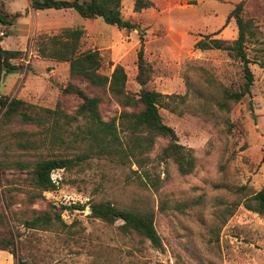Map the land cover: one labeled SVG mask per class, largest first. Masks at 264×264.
<instances>
[{
  "label": "rangeland",
  "instance_id": "obj_1",
  "mask_svg": "<svg viewBox=\"0 0 264 264\" xmlns=\"http://www.w3.org/2000/svg\"><path fill=\"white\" fill-rule=\"evenodd\" d=\"M238 1L154 0L153 7L134 12L133 0H121V16L136 24L127 30L100 17L84 18L73 9L33 10L30 0H0L7 12L19 13L12 24H0V47L21 51L10 59L18 69L0 70V95L49 108L59 101L69 116L53 129H47L51 123L42 130L35 125L9 126L11 131L30 132L42 144L33 155L15 149L8 158L86 155L72 169L53 170L56 189L43 191L33 203L27 197L30 186L24 172L11 166L0 171V213L8 217L0 226V237L7 230L14 236L12 251L0 250V264H18V258L37 264H264V214L242 203L234 206L264 186V0L244 3L243 15L252 18L256 28L255 37L246 43L254 80L251 94L229 112L219 110L214 99L223 87H238L241 63L227 51L193 47L199 35L218 29L215 37L236 36L233 19L223 24ZM174 3L181 10L170 16L168 8ZM62 27H81V49L99 50L105 74L120 63L126 88L133 92L139 88L134 77L142 33L152 69L147 87L172 95L163 99L166 104L159 113L174 128L178 142L191 150V173L180 174L173 159L162 156L168 142L164 137H157L148 151L118 155L110 142L99 138L103 134L93 139L89 121L74 118L77 97L61 94L69 81L68 63L42 58L34 45L39 34ZM207 78L213 80L212 87ZM100 110L103 120L117 117L121 146L128 152L131 141L118 118L121 107L106 99ZM100 200L130 209L152 208L162 248L123 230L121 220L107 223L90 216L89 203ZM72 204L84 209L63 210V223L46 229L21 223L32 209Z\"/></svg>",
  "mask_w": 264,
  "mask_h": 264
},
{
  "label": "trees",
  "instance_id": "obj_2",
  "mask_svg": "<svg viewBox=\"0 0 264 264\" xmlns=\"http://www.w3.org/2000/svg\"><path fill=\"white\" fill-rule=\"evenodd\" d=\"M245 0H240L228 12L226 25L231 19L237 29L234 38L215 37L219 29L200 37L193 43L194 48L200 50L218 49L227 51L238 60L242 66V81L237 88L223 87L221 96H216L214 104L219 110L229 112L244 96L251 94L254 76L250 69L251 60L246 53V43L256 35L253 19L243 15ZM153 5L151 0H134L133 11H140ZM29 6L33 10L42 9H73L84 18L100 17L105 23L115 25L127 30L134 29L136 24L121 16V0H30ZM19 13H9L0 7V24L8 26L13 23ZM84 30L81 27H62L52 34H39L35 38V50L42 58L58 62H67L69 65V81L62 87L61 94L75 96L78 99L74 109V118L80 116L89 121L93 139L99 136L110 142L118 155L135 156L137 149L148 151L157 137L168 139L167 145L161 149L162 156L172 158L180 174L192 172L195 159L191 150L178 142L174 128L166 124L159 113V108L165 106L164 98H172L161 92L147 87L152 69L145 58L144 38L139 34V46L136 51L135 81L139 85L136 92L126 88L127 75L120 63H115L110 74L103 73L102 56L98 49H81V39ZM19 50L3 49L0 47V70L12 72L18 65L10 63V59L18 56ZM110 64H113L110 62ZM208 87L213 86V80L206 79ZM82 84V85H81ZM106 99H111L121 107L118 118L129 133L128 152L121 146L117 132V117L103 120L100 105ZM68 114L57 101L54 108L44 107L15 97L0 95V171L4 172L9 166L24 172V180L30 189L26 192L31 203L42 196L43 191L56 189V181L51 173L56 169H72L85 159L84 154L75 156L64 155H36L35 159H10L8 156L19 149L21 152L32 154L42 144L39 138H31L30 132L25 130L11 131L13 124L35 125L41 130L51 123V129L60 126L59 119L68 118ZM73 118V116H70ZM120 123V124H121ZM131 137V138H130ZM95 140V141H96ZM120 145V146H119ZM37 154V153H36ZM242 205L253 212L264 214V186L258 191L245 194L241 201L234 206ZM90 216L99 218L107 223L121 220V228L125 231L135 232L147 239L156 248H162V240L154 224L155 212L152 208L130 209L119 207L107 200L89 203ZM228 210V207H226ZM84 209V205L72 204L56 207L51 205L46 209H32L29 217L22 219L21 223L27 228H48L55 222L63 223L61 213L63 210ZM8 217L0 213V226L7 224ZM14 236L7 230L0 237V250L12 251ZM18 264L30 263L18 258Z\"/></svg>",
  "mask_w": 264,
  "mask_h": 264
},
{
  "label": "crops",
  "instance_id": "obj_3",
  "mask_svg": "<svg viewBox=\"0 0 264 264\" xmlns=\"http://www.w3.org/2000/svg\"><path fill=\"white\" fill-rule=\"evenodd\" d=\"M152 2H153V5H154V0H151ZM133 2H134V0H133ZM133 2H131V5H132V9H133ZM153 5L152 6H150V7H153ZM175 6V7H173V6ZM171 6H169V12H171V14H170V16H172V14H173V12L175 11V10H181V9H179V8H176V4L174 3V4H172ZM150 7H147V8H150ZM147 8H142L141 10H144V9H147ZM134 12H136V11H134ZM137 12H139V11H137ZM181 31V30H180ZM178 32L179 31H177L176 33L178 34ZM195 42V41H194ZM145 50V49H144ZM101 54V53H100ZM101 56H102V54H101Z\"/></svg>",
  "mask_w": 264,
  "mask_h": 264
},
{
  "label": "built area",
  "instance_id": "obj_4",
  "mask_svg": "<svg viewBox=\"0 0 264 264\" xmlns=\"http://www.w3.org/2000/svg\"><path fill=\"white\" fill-rule=\"evenodd\" d=\"M0 35H2V36H3V32H2V31H0Z\"/></svg>",
  "mask_w": 264,
  "mask_h": 264
}]
</instances>
